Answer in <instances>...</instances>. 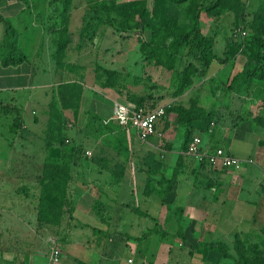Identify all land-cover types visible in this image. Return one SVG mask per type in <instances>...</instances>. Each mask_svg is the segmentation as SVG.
Returning <instances> with one entry per match:
<instances>
[{
	"label": "rangeland",
	"instance_id": "rangeland-1",
	"mask_svg": "<svg viewBox=\"0 0 264 264\" xmlns=\"http://www.w3.org/2000/svg\"><path fill=\"white\" fill-rule=\"evenodd\" d=\"M215 1L213 8L202 12L201 26L205 34L216 35L215 50L219 55L223 54L229 38L244 47L253 33L264 30V0L0 1V13L6 21L0 20V41L4 40L10 49L14 44L18 50L29 48L30 55L35 57L34 50L36 52V48L41 46V67L47 70H56L57 67V76L51 80L65 82L60 93H57V89L53 91V86L40 89L28 105L0 101V185L11 187L10 193L4 191V199H0V232L26 233L30 238L28 247H35L36 242L45 244L46 235L58 237L71 260L76 255L92 252L95 246L88 241L91 228L73 220L75 209L69 186L95 185V179L93 172H80L78 162L88 157L96 159L94 153L100 151L101 143L106 147L107 161L116 164L129 161L134 153L132 148L136 145L125 142L128 135H133L132 130L121 129L116 124L106 125L97 117L88 126L91 135L86 134V137L90 143L78 140L76 136L83 138V133L77 135L75 131L82 122H78L75 108H88L91 96L113 95L118 100L131 102H135L134 98H144L142 105L165 107L167 118L163 121L167 125L163 128L159 125L154 135L162 140V133L168 134L173 140L171 144L178 145L177 148L185 153L190 139L196 134L203 137L209 148H224L216 135L226 132V129H222V122L232 116L235 125L240 120H246V126L251 128L253 121L256 131L259 129L264 135V70L257 77H246L230 86L233 76L243 69L246 61L242 52L226 65L214 63L207 71L201 72L202 64L195 56L188 57L185 49L181 59L186 63L182 67L172 68L175 71L168 72L172 77L159 73L153 76L149 74L152 72L151 66L147 68L144 64L148 61L147 65H155L157 58L155 55L149 57L150 51L170 43L175 34L191 29L196 8ZM6 24L10 28L7 34ZM31 46L34 48L32 51ZM2 52L5 54L7 49H0V56ZM189 63H194L198 71L190 66L192 73L184 77ZM193 78L195 91L191 90ZM184 81L185 86L182 85ZM164 84H168L170 92L166 91ZM180 85L182 91L176 94ZM58 115H61V119H58ZM119 135L124 140H119ZM59 138H63L66 145H61ZM76 141L83 143L78 146ZM166 146L171 145L163 140L159 149L166 150ZM261 146L263 150L264 139ZM55 148L61 150L58 157L53 152ZM86 150H91L93 154L86 155ZM158 152L162 156L161 150ZM141 157L140 160H145ZM239 158L243 161L236 170L245 163V159ZM257 159L264 166V160ZM191 163L195 165V158L192 157L189 163L193 171L189 170L183 179L186 186L181 188L184 192L194 191L192 187L187 190L188 185L195 186V167ZM200 163L207 167L206 162ZM55 164L65 171L70 168L71 180L66 190L62 222L47 225L38 218L41 194L46 186L41 181L42 178L45 183L51 181L47 172L56 171ZM209 170L206 172L220 173L219 169L213 167ZM119 176L121 178V175L115 174L113 180ZM61 177L63 179L65 175L61 174ZM174 183L170 185H176ZM188 204L192 205V201ZM181 208L178 213L183 211L185 214L191 210L190 206H184L183 210ZM4 218H8L7 223H3ZM149 221L141 218V229L144 230ZM172 226V231L178 230L177 225ZM115 239L116 236H112L106 246L109 251L115 248L119 250L116 252L118 259L112 264H125L130 255L137 264L141 262L143 256L140 252L136 253L130 246L123 248L124 239ZM6 240L13 246L16 242L21 243L14 237ZM22 243L21 246H26ZM40 248L43 249V244Z\"/></svg>",
	"mask_w": 264,
	"mask_h": 264
},
{
	"label": "crops",
	"instance_id": "crops-1",
	"mask_svg": "<svg viewBox=\"0 0 264 264\" xmlns=\"http://www.w3.org/2000/svg\"><path fill=\"white\" fill-rule=\"evenodd\" d=\"M36 46L35 44L34 47ZM20 49L27 56V60L20 64L5 66L0 57V101L28 105L33 102L34 94L40 89L52 86L53 91L57 89V93H60L65 82L51 80L57 76V67L56 70L41 67L42 47L38 46L36 52L33 47L30 49L34 50L36 57L30 55L29 48ZM184 62L178 59L175 67H182ZM144 64L147 68L151 66L149 68H152V72L149 74L153 76L159 73L164 77H172L168 72L175 71L165 65H147L148 61ZM194 79L191 90L195 91ZM164 85L166 91L170 92L168 84ZM89 102L91 103H87L88 108H75V116L77 115L79 123L82 122L75 133H83V138L76 137L78 140L83 139L85 143H90L86 134L91 135L88 126L96 117L106 124L104 121L113 114L116 102L137 104L118 100L113 95L91 96ZM166 118L167 110L158 127L167 125L163 121ZM222 123V129H226V132L216 135V138L221 141L226 151L245 159L241 169L216 168L220 173L211 174L206 172L211 168L210 165L205 167L188 150L185 153L177 148L178 145H172L173 140L168 134L162 133V140L155 135L148 140H142L132 130L133 135L125 138V142L131 143V146L136 145L132 148L134 153L129 161L117 164L107 161L106 147L101 143L100 151L94 153L96 159L83 158L77 165L82 173L93 172L95 185L69 186L75 209L73 220L81 223L83 227L91 228L88 241L95 246L92 252L76 255L71 260L65 254L58 237L46 235L45 244L36 242L35 247H28L30 238L26 233L0 232V264H55L51 258L54 246L52 239L62 249L64 264H112L118 259L116 252L119 251L117 248L110 251L106 249L107 240L112 236H116L115 240L124 239L123 248L130 246L136 253L140 252L143 258L138 264H264V185H261L264 183V166L257 159L264 160V149L261 146L264 135L259 129L256 131L253 121L251 128L246 126V120H240L235 125L234 116ZM108 124H116L124 129L113 121ZM120 139L124 140V137L119 135ZM163 140L171 145L166 146V150L159 149ZM82 141H76V144L79 146ZM158 150H161L162 156H159ZM91 153L93 154L92 151ZM141 156L145 160H140ZM192 157L195 158V165L191 163L195 167V186L188 185L187 190L192 187L194 191L184 192L181 187L186 186L183 183L185 174L189 170L193 171L189 167ZM143 173L146 175L143 176ZM115 174L121 175V178L119 176L113 180ZM217 178L219 182L216 183ZM107 182L109 183L106 185ZM171 182L176 185H170ZM10 188V185H0V199H4V191L10 193ZM190 200L192 205L188 204ZM180 206H190L191 210H187L185 214L183 211L178 213ZM141 218L150 220L144 230L141 229ZM7 219L4 218L3 223H7ZM171 225H177L178 230L172 231ZM12 237L26 246H21L20 242H16L15 246L7 243L6 239ZM211 243H222L227 247L229 255L224 256L209 248ZM42 244L43 249L40 248ZM239 256L245 258L238 263ZM129 259L133 262H129ZM124 262L137 264L131 255Z\"/></svg>",
	"mask_w": 264,
	"mask_h": 264
},
{
	"label": "trees",
	"instance_id": "trees-1",
	"mask_svg": "<svg viewBox=\"0 0 264 264\" xmlns=\"http://www.w3.org/2000/svg\"><path fill=\"white\" fill-rule=\"evenodd\" d=\"M216 2L217 1L211 4L199 5L194 12L192 28L187 31H182L175 34L170 43L164 44L163 46H158L154 49L152 48L153 50L150 51L151 53L148 56L151 57L155 55L157 58L156 64L165 65L168 68L172 69L175 67L176 61H178V59H181V56L185 53V49H187L186 55L188 57L195 56V58H197L198 61L202 64L203 69L199 70L203 72L207 71V69H209L214 63L226 65L231 59L235 58V56L239 52H242L246 58V61L244 63L243 69L233 76L230 86H234L237 81L242 80L243 78L247 77L249 79L254 76L257 77L264 70V30L261 29L253 33L246 41V45H244V47L236 40L229 38L226 42L223 55H219L215 50L216 35L205 34L201 26L202 12L209 11L214 7ZM102 4L105 5L103 2ZM0 20L6 22L1 13ZM9 30L10 28L6 24V34L9 33ZM8 47L9 45L6 44L4 40L0 41V49L5 48L6 50ZM156 54H159L160 56ZM1 56L0 57L2 58L3 64L5 66L17 65L27 60L26 54L21 50H18L15 44L13 45L12 49L7 50L5 54L2 52ZM190 66L191 68L193 67L195 71H198V68L194 63H189V65L186 67L187 70H185L184 72V77H188V75L192 73L189 70ZM182 85H186L185 81L182 83ZM182 85L179 86V91H176V94H180V92L182 91ZM134 100L137 105H142V101L144 100V98H134ZM58 119H61V115H58ZM59 126L60 129H62V126ZM191 140L192 139H190V141ZM58 141L61 145H66V141L63 138H59ZM70 149L74 150L75 148L71 147ZM215 149L216 148H212L211 150L213 151ZM53 152L57 157L61 154V150L57 148L53 149ZM55 166L57 169L56 171L50 170L49 172H47V176L51 178V181L45 183V180H43V178L41 181L42 185L46 186L43 187V191L41 194L42 197L40 200L41 203L38 218L41 222L47 225H57L62 222V215L64 212L63 206L66 202V190L68 182H70L71 180L70 168L65 171L61 168V166L57 164H55ZM61 174H64L65 178L62 179ZM60 193H62V195ZM209 248H213L216 251L221 252L224 256L229 255L227 247L222 243H211ZM243 258L245 257L239 256V261L237 262L239 263L240 260H243Z\"/></svg>",
	"mask_w": 264,
	"mask_h": 264
},
{
	"label": "built area",
	"instance_id": "built-area-1",
	"mask_svg": "<svg viewBox=\"0 0 264 264\" xmlns=\"http://www.w3.org/2000/svg\"><path fill=\"white\" fill-rule=\"evenodd\" d=\"M165 116L166 108L163 106L150 108L130 102H116L113 114L104 122L108 124L113 121L125 129L134 130L140 139L148 140L157 132L158 123ZM188 152L214 168H239L243 161L223 147L216 148L213 151L211 148H207L201 135H195L192 138L188 145ZM89 154H91V150H86V155ZM52 240L54 246L51 258L55 264H64L62 249L57 245L56 240ZM129 262H133V260L129 259Z\"/></svg>",
	"mask_w": 264,
	"mask_h": 264
}]
</instances>
